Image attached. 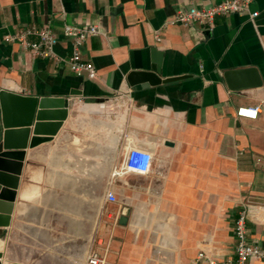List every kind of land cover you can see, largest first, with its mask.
<instances>
[{
	"label": "crops",
	"instance_id": "crops-1",
	"mask_svg": "<svg viewBox=\"0 0 264 264\" xmlns=\"http://www.w3.org/2000/svg\"><path fill=\"white\" fill-rule=\"evenodd\" d=\"M220 1L0 0V91L63 97L67 112L51 141L25 150L7 220L0 193V264H85L95 247L104 264H206L199 253L233 257L246 204L249 239L264 248V0L255 18L220 17L211 31L167 24ZM66 24L98 26L82 48L95 77L65 64ZM29 26L55 33L58 62L4 41ZM153 68L172 81L128 82ZM245 68L261 86L230 90L223 73ZM243 107L257 118L237 117ZM131 148L151 154L149 172L117 175Z\"/></svg>",
	"mask_w": 264,
	"mask_h": 264
},
{
	"label": "built area",
	"instance_id": "built-area-1",
	"mask_svg": "<svg viewBox=\"0 0 264 264\" xmlns=\"http://www.w3.org/2000/svg\"><path fill=\"white\" fill-rule=\"evenodd\" d=\"M253 0H222L219 3L203 7L190 6L186 9H178L169 25H181L189 27L198 25L203 29L211 31L214 28L217 18L229 15H248L255 18L258 13L251 11ZM63 36L71 42V52L66 58L65 64L68 69L76 75L96 76L94 65L86 60L82 53L84 44L92 37L100 35L97 25L89 24L76 26L66 24L62 30ZM35 36L36 41H30L29 37ZM156 42H161V32H155ZM7 43H18L23 49L28 50L33 56L50 61L58 62L59 59L54 52V47L58 43L55 33L48 27H22L11 35L4 37ZM259 110L257 107H243L236 112L237 117L255 120ZM152 156L150 153L140 149H129L126 151L124 161L117 175L126 173L146 174L150 170ZM259 161V160H257ZM106 200L110 203L116 202L113 192H108ZM252 208L251 205H242L238 210L233 225V236L235 239L233 257L217 260L199 253L197 261H205L206 264H249L251 260L256 259L264 261V248L253 244L249 239L246 222L249 218ZM258 209L264 213V206H258ZM85 264H104V256L98 248H91L86 256Z\"/></svg>",
	"mask_w": 264,
	"mask_h": 264
},
{
	"label": "water",
	"instance_id": "water-1",
	"mask_svg": "<svg viewBox=\"0 0 264 264\" xmlns=\"http://www.w3.org/2000/svg\"><path fill=\"white\" fill-rule=\"evenodd\" d=\"M223 79L232 91L261 86L260 76L254 68L226 71ZM133 81H139L144 88H148L172 80H161L158 71L153 68L152 71L130 74V85H133ZM66 113L63 97L23 96L0 91V193L6 201L1 211L6 215L4 220L11 211L25 150L51 141L66 119ZM30 132L32 138L28 143Z\"/></svg>",
	"mask_w": 264,
	"mask_h": 264
},
{
	"label": "rangeland",
	"instance_id": "rangeland-1",
	"mask_svg": "<svg viewBox=\"0 0 264 264\" xmlns=\"http://www.w3.org/2000/svg\"><path fill=\"white\" fill-rule=\"evenodd\" d=\"M98 201H101L102 202V200H92V202H94V203H96V202H98ZM101 205V204H100ZM99 205V206H100ZM101 208L103 209V204L101 205ZM86 251H88V250H86Z\"/></svg>",
	"mask_w": 264,
	"mask_h": 264
}]
</instances>
